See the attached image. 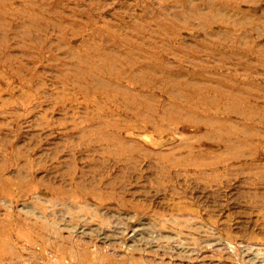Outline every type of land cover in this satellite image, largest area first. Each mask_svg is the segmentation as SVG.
Returning a JSON list of instances; mask_svg holds the SVG:
<instances>
[{
	"label": "rangeland",
	"instance_id": "obj_1",
	"mask_svg": "<svg viewBox=\"0 0 264 264\" xmlns=\"http://www.w3.org/2000/svg\"><path fill=\"white\" fill-rule=\"evenodd\" d=\"M0 264H264V0H0Z\"/></svg>",
	"mask_w": 264,
	"mask_h": 264
}]
</instances>
